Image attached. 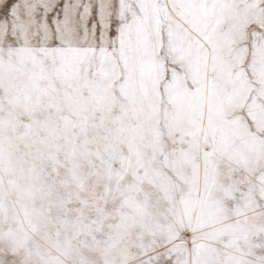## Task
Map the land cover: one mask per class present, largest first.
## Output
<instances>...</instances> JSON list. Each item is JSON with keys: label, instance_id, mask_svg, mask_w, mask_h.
<instances>
[{"label": "snow or ice", "instance_id": "obj_1", "mask_svg": "<svg viewBox=\"0 0 264 264\" xmlns=\"http://www.w3.org/2000/svg\"><path fill=\"white\" fill-rule=\"evenodd\" d=\"M0 264H264V0H0Z\"/></svg>", "mask_w": 264, "mask_h": 264}]
</instances>
